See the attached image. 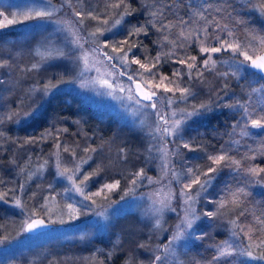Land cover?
Returning a JSON list of instances; mask_svg holds the SVG:
<instances>
[{
	"label": "rangeland",
	"instance_id": "obj_1",
	"mask_svg": "<svg viewBox=\"0 0 264 264\" xmlns=\"http://www.w3.org/2000/svg\"><path fill=\"white\" fill-rule=\"evenodd\" d=\"M186 1L187 4L190 2V0ZM191 2L194 3L195 0H191ZM240 2H246L247 7H244L243 10L245 11L246 19H251L250 30L246 38L248 41L246 43L241 41L239 36L232 31V37H229L227 33L218 34L224 39L235 40L240 43L250 55H259L260 52L264 51V48H261L258 43L259 38L264 37V18H261L256 11L249 10L248 0H240ZM252 2L255 3L256 0H252ZM101 3H103V0H85L83 5H78L76 0H72L73 8L76 10H94L96 14L99 8H102L100 7ZM48 5L57 10L51 18L24 20L21 15L29 7L44 8ZM238 7L240 9L243 8L239 5ZM0 12L4 13L9 19L14 15L17 20L22 21L0 28V60H7L10 65V67L0 68V79L4 81L3 84H0V102H8V98L13 96L20 102L21 107L26 109L29 105L34 104L32 102L36 101V95L39 93L38 91H30L31 89H39L35 86V83L30 85L31 81L42 83L43 85H56L49 95L44 96L45 101L58 98L67 102H77L84 108V111L89 109L99 117L112 120L118 125L126 126L133 133L132 135L127 130L123 131L125 142L132 141L133 143V147L126 149L128 155L126 161L122 159V154L119 151L121 148L112 146L98 151L97 160L91 166L103 163L105 165V174H119L125 177L130 173L131 168H135L140 164L141 159L146 154L149 163L145 171L152 180L150 183L148 179H143L133 185L131 183L132 178L129 177L125 181V187L112 196H108L109 191L107 190L101 193L100 196H92V193L97 192L103 184L111 183L115 180L104 181L102 185L92 190L90 189L92 182L89 180L87 187L80 185L84 188V194L92 197L89 200H85L84 196L75 190L66 191V189H72L73 187L71 181L67 179V175H71L74 168L70 169L66 176H58L66 185L63 193L65 199H68L65 205L67 206V212L64 215L60 211H57L54 215L49 212L45 217L40 216L51 222L52 226L48 230L42 231L41 235L37 237L23 229L24 224L31 219V216L27 217L22 213L21 233L15 239L0 243V263H5L6 259L9 260L13 256L24 252L31 245L30 241L36 240L39 246L47 247L40 248V250H44L55 257L54 261L50 259V256L38 259V263L52 264L62 259V254L67 255L72 252L64 247L61 248L63 243L78 242L80 244H89L95 237L105 236L110 229L114 228L121 235V238L119 237L114 244L117 247L115 250H118L119 254H123L124 258L131 255L137 260H143L144 264L148 262V259L151 261L155 255H159L162 258L157 264H229V262L230 264H264V262L253 261L238 255L229 257L228 261L223 259L213 261V256L217 255L216 246L220 245L222 241H228L237 247H243L248 243L242 232L237 230L238 235H233V225L229 223V220L235 219L236 215L235 212L228 210L227 205L225 208H220L222 215L218 214L216 218L202 215L207 211H216L219 207L218 201L225 198L231 199L229 196L230 192L220 186H215L214 190L210 187L206 193H202L197 198L198 202L192 205L200 219L195 222L193 229L188 231L192 232L194 236L203 238L194 239L185 235L169 245V241H172L173 234L177 231L176 225L184 218L187 205L184 197L180 195L183 182H178L173 178L171 171H168V169L162 170V167L167 162L169 168L180 173L182 169H186L188 166L184 159H177L176 163L178 162V165L184 162L181 168H177L170 157L171 153L175 155L177 144L173 143H176V140L179 139L172 136L161 139L159 134H157V139H152L149 133L156 126L157 117L155 110L151 108L143 109L136 105L134 101L127 99V88L131 85V82L128 81L126 75H119L125 69L117 61H108L103 56L104 51L110 52V47L106 50L103 47L104 41L106 39L110 42L113 41L114 39L111 36L122 30L123 25L112 29L111 32H105L104 36H99L96 39L88 35L89 32L94 31L98 26L102 28L111 27L115 17L109 19L108 25H102L98 21L90 19L86 20L84 25H80L76 22L78 18L73 15L72 8H69L65 0H0ZM56 21H60L61 24L58 25ZM85 29H88V31L86 32ZM9 30L13 31V34H9ZM175 31H178V29ZM253 36L256 39H253ZM74 37L80 38L83 49L77 48L72 43ZM249 45L251 46L249 47ZM97 47H99L100 51L93 52L92 49ZM57 50L63 51L65 56L58 57ZM156 50L157 54L169 51V49L168 51H162V48ZM85 52L87 53V60L78 59ZM38 53H51L52 58L41 60V56ZM193 54L196 53L194 52ZM214 59L228 61V63L217 64L216 70L210 73L216 76V71L235 70L234 67H230L232 60H243V57L234 56L229 50L228 52L214 55ZM26 63L29 66H26ZM35 63L40 64L39 69L28 71V68H31ZM132 68L135 69L138 66L132 65ZM105 80L114 85L115 91L103 86V81ZM137 80H139V77H137ZM59 81L60 83H58ZM121 87L125 91H120ZM257 94L260 98L264 95L262 93ZM26 97L28 98L25 99ZM260 98L256 101L258 106L264 103V100ZM21 100H24V103H21ZM40 105L34 108L36 109L34 114H37L42 109L43 106ZM158 107L162 112L167 113H171L177 107L181 108V106L177 105L167 107L164 103L159 104ZM30 118L31 116L25 120L21 114L20 119L23 123ZM189 122L190 120L184 126L183 140L186 138L184 134L185 130L188 129ZM250 131L257 130L250 129ZM238 132H240V129ZM138 134L140 135L138 136ZM141 138L147 142L146 149L140 147L145 152H140L136 146ZM150 144L155 146L151 153L147 151ZM160 147L167 149L168 155L166 157L163 153L157 151ZM181 148L183 149L182 143H180L179 151ZM231 156L235 158V155ZM67 158L70 162L73 156L69 154ZM56 162L57 160H54L55 164ZM206 169L204 168L203 170L206 171ZM138 170V168L133 169L131 173ZM38 174L40 175V173ZM80 179L82 177L76 173L77 184H79ZM253 180L256 185L264 188V185L256 183V178H253ZM196 187L194 186V189ZM193 195H195V191H193ZM92 200H95L96 203L93 204ZM209 200L213 202L209 203ZM162 201H166L168 207H163ZM68 205H72L76 209L78 218H70ZM171 209H175V211ZM101 212L104 215H99ZM250 217L252 216L250 215ZM156 219H160V228L154 227ZM61 220L64 223H60ZM238 223L247 224L249 222L246 218L245 221L240 218ZM209 236L217 241L213 242ZM141 243L146 245L145 249L137 247ZM48 245L53 247H48ZM165 245H169L167 250L164 247ZM61 263L69 264L66 261ZM108 263L114 264L111 259Z\"/></svg>",
	"mask_w": 264,
	"mask_h": 264
},
{
	"label": "snow or ice",
	"instance_id": "obj_2",
	"mask_svg": "<svg viewBox=\"0 0 264 264\" xmlns=\"http://www.w3.org/2000/svg\"><path fill=\"white\" fill-rule=\"evenodd\" d=\"M180 6L183 7L184 14L179 16L175 22L169 18V14L176 16L174 11V6L171 0L161 4L159 0H152L151 3L145 2L141 5L140 9H134L131 4V0H108L105 5L106 9H111L112 15L115 19L112 21L111 27L102 28L96 27L94 31L88 33L89 37L96 39L99 36H104L105 32H111L112 29L117 28L126 22L127 17L134 16L137 11L140 12L141 16H146L147 19L143 23L137 21L136 24H132L131 28L124 35V38L118 41H108L107 39L103 43L105 49L110 47V52L104 51L103 56L108 61H117L121 67L125 69L119 73L121 76H127L128 81L131 85L127 88V99L134 101V103L143 109H153L155 110V115L157 117L156 126L149 135L153 140L157 139V134L159 138L163 139L168 136H172L181 141L182 147L188 149L190 152L206 151V149L201 145L193 147L192 142L184 141L182 133L184 132V126L193 117L200 116L203 113L210 112L213 107H223L231 109L236 115H239V119L231 125L232 132L227 133L230 137L236 133L237 128L240 129L239 134L242 137L252 136V135H264V103L259 105V109L256 107H250L248 100L241 101L239 99L228 102L225 97H228L229 84L227 79L229 77L228 72L216 71V76L223 77L222 87L209 88V98L204 101L194 102L200 95V90L204 87H208V80L205 76V72L211 73L216 70L218 63H228V61H218L214 59V55L220 54L222 52H228L229 50L234 56H242L243 60H232L230 67H234V71L231 72V76L239 79L241 74L247 69H254L255 72L249 73L252 76L260 74L259 78L264 80V55H250L245 47L235 40L224 39L220 34L228 29L227 24L221 25L219 20L215 18H210L212 15L213 4L210 0H195V2H190L187 5L183 4V0H177ZM65 3L72 8L73 15L77 17V23L84 25L86 20L98 21L99 24L108 25L109 19H101L100 15L96 14L94 10L81 9L76 10L73 8L72 0H65ZM78 5H83L85 0H76ZM249 10L256 11L261 18H264V0H256L255 3L252 0H248ZM63 7V5H62ZM215 12L219 13L222 11L221 8H215ZM57 10L48 5L44 8L29 7L21 15L24 20L34 19V18H51ZM231 16V13L228 14ZM0 28L7 27L22 21L17 20L15 16L11 19L5 16L4 13L0 12ZM187 17V18H185ZM237 23H246L244 20H237ZM59 25L60 21H56ZM131 23V21H127ZM214 27L217 32H212L209 29ZM178 29V31H174ZM150 35H156L157 38L152 43L158 45L161 48L169 47L168 52H160L151 59H142L135 54L133 51L141 46H143L142 41L138 43H131V40L143 36L148 38ZM229 37L233 36L231 31H227ZM253 39H256L253 36ZM87 42V41H85ZM72 43L80 49H83V44L80 43L79 37H74ZM261 48H264V37H260L258 41ZM251 45H249L250 47ZM146 47V46H145ZM182 50L178 52L177 50ZM93 52H99V47L92 49ZM195 52L196 54H192ZM41 56V60H46L52 58L51 53H38ZM131 55V59H130ZM58 57H64L65 53L61 50H57ZM78 59L87 60V53H83ZM172 63L178 65V67L173 68L171 75H166L161 71L164 64ZM132 65H137L138 68L133 69ZM10 67L7 60H0V68ZM40 67L39 63H35L31 66L28 71L38 70ZM115 67V65H113ZM139 77V80H137ZM4 81L0 79V84ZM134 85V87H132ZM103 86L115 91L114 85L109 83L107 80L103 81ZM56 85L45 84L41 89H31V92L41 91L45 96L49 95ZM120 91H125L123 87ZM254 93L264 94V84H261L259 88H252ZM222 93V95H221ZM171 94V95H168ZM215 95V99L212 96ZM26 97L25 99H27ZM264 100V95L261 97ZM231 100V98H229ZM223 101V103H221ZM24 103V100H21ZM32 103H35L33 101ZM164 103L167 107L172 105H178L183 103L190 107L176 108L171 113L162 112L158 107L159 104ZM31 109V105H29ZM36 109L24 110L22 113V118L27 119L34 115ZM179 114V116H178ZM178 116V118H177ZM19 123L21 118L20 111H12L10 113H5L3 117H0V123L4 120L13 121ZM162 122V123H161ZM250 129H256L255 133L251 132ZM59 132H67V128L58 129ZM52 135L51 131L46 130L42 133L40 139H46ZM4 137V132L0 131V138ZM58 139V138H57ZM15 143V141H13ZM37 140L35 137H29L24 140L20 147L26 144H34ZM167 143V141H165ZM232 143H239V141H232ZM79 147V145H77ZM154 145H149L147 151L151 153L154 149ZM180 145H177V151L175 155H180L179 153ZM262 151L260 155L264 156V142L261 145ZM57 152L56 155V175L66 176L68 169L65 168L64 171H60L61 160H60V150L62 149L65 153H70L73 157L76 156L75 149H70L68 146H62L60 143L56 144ZM85 153H95L97 149L85 147L83 148ZM120 153L122 154V159L125 161L128 159L127 151L125 148H121ZM157 151L163 153L166 157L168 155L167 149L165 147H160ZM229 147L221 145V150L216 153L207 154L206 160L209 163L206 171L201 169L200 165L195 167H187L182 169L180 173L175 172L168 167V163L163 164V169H168L172 172V176L178 182H183V187L180 189V195L184 197L185 204L187 208L185 209L184 218L181 219L180 223L176 225V233L173 234L172 241H169V245L181 238L182 236L188 235L194 239H202L203 237L194 236L192 232L188 230L193 229V226L200 216L196 215L195 210L192 205L197 203V198L201 196L202 193H206L212 185V182L216 179L213 175L222 171L224 168H233V170L239 171L241 168V160H237L230 156L228 152ZM255 156H245L244 159L255 160ZM89 160H92V156H88L86 159H81L80 163L75 166L72 170L71 175H67V179L71 181L73 187L72 189H66V191L75 190L84 196L85 200H89L92 197L84 194V188L80 185L87 187V182L93 177H99L105 171V165L103 163L97 164L96 167L90 172H82V165L87 164ZM13 164L16 163L15 160L12 161ZM47 164V161H45ZM214 165V166H213ZM43 168L44 165H41ZM23 171V169H21ZM243 171L246 175L256 178V183L264 185V167L259 165L246 166ZM76 173L82 174V179H80L79 184L76 183ZM131 183L136 185L138 181L143 179H148L151 183V177L147 176L144 168H140L138 171L130 173ZM194 186H197L194 189ZM51 187V185H49ZM120 187V181L115 180L111 183H105L102 187L92 196H100L105 190L111 192ZM23 188V185H21ZM195 191V195H193ZM248 193L244 188H237L235 191H231L229 196L231 199H222L218 201L219 207L216 211H207L202 215L209 218H216L220 213V208H225L228 206V210L236 213L235 219H230L229 223L233 225V235H238V232H242L246 237L248 243L243 247H237L228 241H222L220 245H217V255L213 256V261H220L221 259L228 261L229 257L240 256L253 261L264 262V211H261L259 215L250 212L248 214L252 215L253 220L247 224L238 223L240 217L245 216L248 211L246 208H241L243 204V198L246 197ZM3 199V197H0ZM209 203L213 201L209 200ZM95 204L96 201L92 200ZM163 207H168L166 201H162ZM16 205L20 206L19 200L16 201ZM70 210L69 215L71 219L78 218L76 215V209L72 205H68ZM237 209H240L237 212ZM175 211V209H171ZM99 215H104L103 212ZM60 223H64L63 220ZM43 220H34L28 225V228L34 229L37 226H43ZM154 227L160 228V219H156ZM238 230V232H237ZM169 245H165L167 250ZM139 249H145V244H138ZM108 258H112V253L108 254ZM161 256L155 255L150 261V264H157L161 261ZM100 264H104L103 261ZM123 264H144L143 260H137L133 256L129 255L123 262ZM230 264V262H229Z\"/></svg>",
	"mask_w": 264,
	"mask_h": 264
},
{
	"label": "trees",
	"instance_id": "obj_3",
	"mask_svg": "<svg viewBox=\"0 0 264 264\" xmlns=\"http://www.w3.org/2000/svg\"><path fill=\"white\" fill-rule=\"evenodd\" d=\"M145 2L151 3L152 0H131L134 9H140L141 5ZM166 2H168V0H159L161 4ZM171 2L174 6L176 16H172L170 13L169 18L175 22L179 16H183L185 9L180 6L177 0H171ZM210 2L213 4L210 18H215L220 21L221 25L227 24L228 26V29L221 34L232 31L239 36L241 41L246 43L248 41L246 38L250 30L251 21L250 18L246 19L245 11L243 10L244 7H247L245 4L246 2L242 3L240 0H210ZM107 3L108 0H103V3L100 5L102 8H99L97 14L100 15L101 18L110 19L114 17L112 15L113 10L105 8ZM183 4L187 5V1L183 0ZM238 5L243 8L240 9ZM215 8H221L222 11L217 13L214 10ZM229 13H231V16L228 15ZM145 19H147V17L141 16L140 12L137 11L134 16L126 18V22L122 24V30L116 32L111 38L114 39L113 41L123 39L132 24H136L137 21L143 23ZM241 19L246 21V23L240 24L236 22ZM127 21H131V23H127ZM253 21L255 22V20ZM175 30L176 29H174V31ZM209 30L212 32L218 31L214 27ZM85 31L87 32L88 29H85ZM9 34H13V31L9 30ZM156 38V35H150L148 38L143 36L139 38L134 37L131 43L142 41L143 46L133 51L142 60L145 58L151 59L156 56V49L161 48L151 42ZM169 48L170 46L162 48V51H168ZM177 51L182 53V50L178 49ZM26 66H29L28 63H26ZM175 67H178V65L167 63L163 65L161 71L170 76L171 71ZM28 69H30V67ZM232 71L234 70L229 69L226 71L229 73L227 83L230 87L228 89V97H225V100L228 102L237 99L244 101L251 97L249 101L250 107H256L258 110L259 106L256 101L260 96L252 92L251 89L260 87L261 84H264V80L259 78V73L255 76L250 75L249 73L255 72L250 68L243 72L239 79L231 76ZM205 76L208 80V87H204L200 90V95L194 102H199L201 100L206 101L209 98V88L218 89L222 87L224 82L223 77L214 76L207 72H205ZM34 83L39 89L44 86L42 83L35 81H31L30 85ZM58 83H60V81ZM38 92L35 103L31 105V109L37 108L40 104L43 106L37 114L35 113L29 120L23 123L21 119L19 123L15 122V118L13 121L4 120L3 123H0V131L4 132V137L0 138V197H3V199H0V243L15 239L21 233L22 213L27 217H45L49 212H52L53 215L57 211H60L62 215L67 212V206L65 205L68 199H65L63 193L65 192L63 189L66 185L65 182H62L56 175L57 171L54 166L56 165L54 160H57V157L53 154L57 152V143H60L62 146H68L70 149H75L76 151V156L69 162L67 157L70 153H65L62 149L60 150L59 155L62 162L60 170L63 171L65 168L68 170L75 168L82 158L86 159L90 155L92 156V160L82 165V172H90L96 167L91 166V164L97 160L98 151L101 149L112 146L125 149L133 147L132 141H128L127 143L124 140V130H127L129 134L133 135L126 126L118 125L112 120L99 117L89 109L84 111V108L77 104V102H67L58 98L45 101V95L41 91ZM229 98H231V100H229ZM8 99V102H0V117L12 111H20L21 114L24 110L30 111L29 107L23 109L20 102H18L15 97L10 96ZM212 99H215V95L212 96ZM221 103H223V101H221ZM177 106H181V108L189 107L183 103H179ZM189 110H191L190 107ZM239 118V115H236L233 110L215 106L212 111L193 117L188 124V129L185 130L184 135H186V138L184 141H194V143H192L193 147L202 145L206 151L190 152L188 149L183 148V150L181 148L179 151L181 156L172 155L170 151V157L177 168H181L184 162L178 165L176 160L184 159L188 167L200 165L203 170L207 168L210 163L206 160L207 154L219 152L221 150V145H224L226 148L230 145L228 154L230 156L235 155V159L241 160V168L239 171L233 170V168H224L222 171L216 173L214 175L216 179L212 182L211 188L214 190L215 186H220L228 192L235 191L237 188H244L248 195L243 198L241 208H246L248 211L245 216L240 218L244 219V221L246 218L248 222H251L252 217H250L248 213L254 211L259 215L261 211H264V188L256 185L253 177L246 175L243 169L250 165L264 167V156L260 155L262 151L261 145L262 142H264V135L242 137L238 132L239 128H237L236 133L231 137L227 135V133L232 132L231 125ZM63 128H67L68 131H57ZM46 130L51 131L52 135L41 140L40 136L42 133H45ZM255 132L256 131H253V133ZM139 135L140 134H138V136ZM29 137H35L37 142L20 147L24 140ZM13 141H15V143ZM176 141L177 142L173 144L180 145L181 141ZM232 141H239V143H232ZM146 143V140L143 138L138 140L136 146L139 148L140 152H145V150H142L140 147L146 149ZM77 145H79V147H77ZM85 147L95 148L97 151L95 153H85L83 151ZM253 155L256 157L255 160L244 159L245 156L251 157ZM147 159L145 154L140 164L135 168H131V170L137 168L146 169L149 163ZM13 160L16 161L15 164L12 163ZM45 161H47V164H45ZM41 165H44V167L42 168ZM21 169H23V171H21ZM131 170L130 173L132 172ZM38 173H40V175ZM130 173L124 177L119 174L107 175L104 171L99 177H93L90 180L92 182L90 189L98 188L104 181L119 180L120 187L108 193V196L116 195V192H119L125 187V181L131 177ZM77 174L82 177L81 173ZM21 185H23V188H21ZM49 185H51V187H49ZM17 200H19L20 206L16 205ZM239 210L240 209H237V212ZM54 223H56V221H54ZM41 233L42 232H39L33 235L37 237L41 235ZM119 237L121 238L120 233L112 228L105 236L95 237L89 244L65 242L61 248L64 247L72 252L67 255L62 254V259L58 258L59 261L53 262L52 264H62L61 262L65 261L69 264H100L101 261H103L104 264H109V253H112L111 261H113L114 264H123L126 258L123 257V254H119L118 250H115L117 247L114 245ZM211 238L213 242L217 241L213 237ZM30 242L31 245H29L24 252L13 256L9 260L6 259L5 263L0 264H39L38 259L47 258L49 256L50 259L54 261L55 257L51 256L50 253L40 250V248H45L46 246H39L36 240H31ZM48 247L53 246L48 245ZM149 262L150 259H148L146 264Z\"/></svg>",
	"mask_w": 264,
	"mask_h": 264
},
{
	"label": "water",
	"instance_id": "obj_4",
	"mask_svg": "<svg viewBox=\"0 0 264 264\" xmlns=\"http://www.w3.org/2000/svg\"><path fill=\"white\" fill-rule=\"evenodd\" d=\"M259 55H264V51L260 52ZM253 71H256L254 69H252ZM132 87H134V85H132ZM34 220H43L44 221V225L43 226H37L36 228L34 229H29L28 228V225L30 223H32ZM50 226H52V223L47 221L46 219H44L43 217H40V216H35V217H31V219H29L25 224H24V230L27 232V233H31V234H35V233H39V232H42V231H45V230H48L49 228H51Z\"/></svg>",
	"mask_w": 264,
	"mask_h": 264
}]
</instances>
